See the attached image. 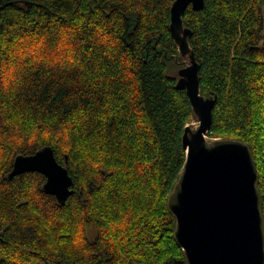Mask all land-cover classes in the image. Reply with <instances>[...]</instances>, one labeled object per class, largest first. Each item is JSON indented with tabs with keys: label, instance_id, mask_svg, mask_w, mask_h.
<instances>
[{
	"label": "trees",
	"instance_id": "16d2710c",
	"mask_svg": "<svg viewBox=\"0 0 264 264\" xmlns=\"http://www.w3.org/2000/svg\"><path fill=\"white\" fill-rule=\"evenodd\" d=\"M176 0H0V264H187L168 197L196 122L170 31ZM184 26L210 139L246 143L264 218V0H206ZM74 180H10L43 147Z\"/></svg>",
	"mask_w": 264,
	"mask_h": 264
},
{
	"label": "water",
	"instance_id": "95a60500",
	"mask_svg": "<svg viewBox=\"0 0 264 264\" xmlns=\"http://www.w3.org/2000/svg\"><path fill=\"white\" fill-rule=\"evenodd\" d=\"M205 5L206 0H176L171 8V35L184 60L176 88L186 91L198 122L184 129L187 158L168 197L176 218L175 239L187 264H264V218L251 150L239 140L208 136L217 97L201 94V66L189 42L192 31L183 21L189 7L202 11ZM33 172L46 177L43 190L60 205L76 192L72 176L50 146L17 156L8 178Z\"/></svg>",
	"mask_w": 264,
	"mask_h": 264
},
{
	"label": "rangeland",
	"instance_id": "374dc122",
	"mask_svg": "<svg viewBox=\"0 0 264 264\" xmlns=\"http://www.w3.org/2000/svg\"><path fill=\"white\" fill-rule=\"evenodd\" d=\"M197 124H198V122H194V123H193V125H197Z\"/></svg>",
	"mask_w": 264,
	"mask_h": 264
},
{
	"label": "bare ground",
	"instance_id": "6f19581e",
	"mask_svg": "<svg viewBox=\"0 0 264 264\" xmlns=\"http://www.w3.org/2000/svg\"><path fill=\"white\" fill-rule=\"evenodd\" d=\"M10 173H11V172H10ZM10 173H9V174H10ZM8 177H9V176H8Z\"/></svg>",
	"mask_w": 264,
	"mask_h": 264
}]
</instances>
